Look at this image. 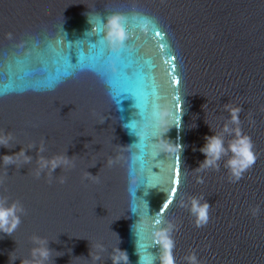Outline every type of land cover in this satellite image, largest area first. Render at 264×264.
<instances>
[{"label": "water", "instance_id": "1", "mask_svg": "<svg viewBox=\"0 0 264 264\" xmlns=\"http://www.w3.org/2000/svg\"><path fill=\"white\" fill-rule=\"evenodd\" d=\"M112 13L128 18V47L139 50V99L89 59ZM232 106L256 155L238 180L225 166L231 152L218 168H197ZM157 107L181 116L164 133L181 152L159 153L167 138L138 139L126 127L148 126ZM0 131L11 137L0 154L31 157L0 161V198L23 209L16 230L0 233V264L30 260L34 237L52 251L46 264H112L116 246L137 264L138 215L152 264L162 254L154 232L169 223L176 264L191 253L198 264H264V0H0ZM233 138L223 133L225 148ZM65 155L68 164L39 168V157ZM177 167L178 192L161 212ZM193 197L210 206L199 227Z\"/></svg>", "mask_w": 264, "mask_h": 264}, {"label": "clouds", "instance_id": "2", "mask_svg": "<svg viewBox=\"0 0 264 264\" xmlns=\"http://www.w3.org/2000/svg\"><path fill=\"white\" fill-rule=\"evenodd\" d=\"M135 19V18H133ZM90 22V21H89ZM91 23V22H90ZM128 23V18L120 13L110 14L104 25L105 36L104 41L109 49L118 50L124 46L126 40L130 38L129 29L125 27ZM139 99V98H137ZM229 113V122L223 125L222 133H216L213 130V134L205 137V143L200 148V151L204 153V159L199 163L198 169L208 168V167H219L217 161L220 160L222 155H226L231 152L232 155L226 161V167L230 170L231 175L234 179H239L242 173L250 168L256 160V155L253 152V145L251 138L246 134H243L239 128L240 117L239 113L241 108L239 106H232L226 108ZM177 120H181V116L177 117L174 114H164L162 115L159 107L155 108L152 113V119L148 126L141 127L138 124H132L130 121L126 125L137 137L142 138L149 133L153 138H158L163 140L167 138L164 133H166L172 125L177 127ZM234 125L235 127H230ZM223 133H232L234 138L229 142L227 148L224 146ZM11 137L9 134L0 131V145L7 146L9 144ZM170 145L165 149L163 145H157L159 148V153L166 150L169 153L181 152V144L173 143L167 138ZM43 151V147L40 148ZM22 157L23 162H27L31 159L29 155L25 153V150L21 148L18 152L12 154H0V161L5 164L15 163L14 158ZM69 163L68 156H53V157H39V168L50 169L51 171L61 166ZM39 175V172L37 173ZM202 182V181H200ZM209 204L206 200L203 202L198 198H191V208L190 211L195 217V224L197 227L204 225L208 222V209ZM139 211V208H137ZM22 207L17 203L13 202L8 204L4 199L0 198V233H6L11 235L18 225L20 224L19 212H22ZM146 217L144 215H138V219L134 223L133 231L137 237L136 239V252L138 255L137 264H152V262L141 254L140 249L143 245L140 243L141 236V226L146 223ZM162 221H156L155 224L159 225ZM173 225L169 223L167 227L157 228L154 232L155 243L162 249V254L159 258L160 264H176L175 259L172 255V248L174 247V241L171 238V232ZM35 243L38 245L31 249L30 256L31 259L21 258V264H46L52 255V251L47 247V240L40 237L33 238ZM100 251H103V246H98ZM89 255L93 261L100 259L98 253L89 252ZM17 257H12L14 261ZM112 264H129V258L127 252L119 247H115L110 255ZM186 259L189 264H198L195 253L189 254Z\"/></svg>", "mask_w": 264, "mask_h": 264}, {"label": "snow or ice", "instance_id": "3", "mask_svg": "<svg viewBox=\"0 0 264 264\" xmlns=\"http://www.w3.org/2000/svg\"><path fill=\"white\" fill-rule=\"evenodd\" d=\"M101 34L102 37V31ZM155 34L159 36L160 32L156 31ZM129 43L130 39L126 40L124 46L120 49L113 50L107 47L104 39H101L99 50L95 51L89 59L92 61L93 67H99V69L111 79L113 84L118 86L120 94L130 93L134 98H140L144 94V68L139 64V60L134 59L139 50L135 47H128ZM92 47L96 49L97 45H93ZM129 68L132 69L131 74L127 71ZM172 83L179 84V80L173 79ZM177 159L179 160V158ZM175 176L176 178L173 180L174 186L171 188V195L168 196L163 206L160 208L161 212L169 208L178 192L177 186L180 184L179 167L176 169Z\"/></svg>", "mask_w": 264, "mask_h": 264}]
</instances>
